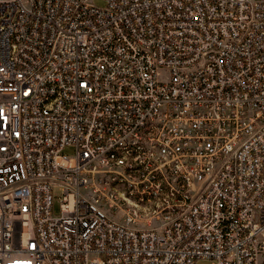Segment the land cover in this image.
Returning a JSON list of instances; mask_svg holds the SVG:
<instances>
[{"label": "built area", "instance_id": "1", "mask_svg": "<svg viewBox=\"0 0 264 264\" xmlns=\"http://www.w3.org/2000/svg\"><path fill=\"white\" fill-rule=\"evenodd\" d=\"M201 260L264 264V0H0V264Z\"/></svg>", "mask_w": 264, "mask_h": 264}, {"label": "rangeland", "instance_id": "2", "mask_svg": "<svg viewBox=\"0 0 264 264\" xmlns=\"http://www.w3.org/2000/svg\"><path fill=\"white\" fill-rule=\"evenodd\" d=\"M92 4H94L97 7L103 8L105 6V0H90ZM65 155L72 156L74 154V148L67 147L65 148L64 152ZM55 212H59L58 205H56ZM197 264H214L213 261L210 260H201Z\"/></svg>", "mask_w": 264, "mask_h": 264}]
</instances>
